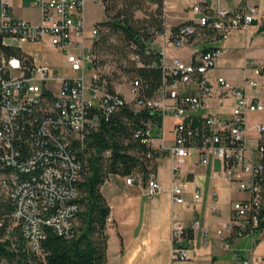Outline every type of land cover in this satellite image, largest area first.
<instances>
[{"label":"built area","instance_id":"2783aa9c","mask_svg":"<svg viewBox=\"0 0 264 264\" xmlns=\"http://www.w3.org/2000/svg\"><path fill=\"white\" fill-rule=\"evenodd\" d=\"M40 9L39 23H32L13 12L10 0H0V34L3 41L13 43H39L47 47L59 48L66 53L69 73L59 74L49 64L34 61L32 72L25 76L21 61L10 57L0 68V161L14 165L20 173L28 171L39 157H44L36 173L20 178L16 170L8 175L0 174L2 188L8 189L14 201L13 218L19 221L29 245L36 249L43 237L42 224L54 226L60 233H67L72 225V215L76 210L77 194L75 180L80 163L67 150L70 136L81 135L86 123L94 125L98 113L87 117L93 107L107 115L117 105L137 95L138 80L129 83L130 99H122L121 91L110 92L101 74L95 69L93 41L98 36L94 25L89 33L85 28V0H33ZM219 0H194L186 5L193 15L189 21L176 24L173 33L165 29L161 43L152 42L153 52L158 54L163 69L162 81L155 95L146 99L145 104L161 116V132L157 150L170 159V195L173 203L187 207L201 198V188L195 184L192 198L184 197L185 185L178 173L185 159L196 153L201 165L217 159L219 170L213 176L228 183H235L246 196L231 201V216L222 221L214 232H225L234 236L249 235L252 240L264 238L260 214L263 206L261 183L264 179V120L249 122L253 112L264 111V100L260 91V79L264 70V58L255 59L250 69L253 75H246L240 86L233 85L224 76L210 78L208 72L214 68L216 60L225 54L226 47L219 45L202 49L198 56L185 61L178 57H168V44L174 47L188 45L199 32L210 29L214 36L226 39L235 29L246 31L255 23L258 34L264 35V6L245 5L236 9L218 6ZM168 14L167 0H163V16ZM167 32V33H166ZM88 37L90 43H88ZM14 45V44H13ZM71 49L77 52H71ZM248 69L247 66L244 67ZM59 84L54 92L50 83ZM42 84L54 94V100L46 103L47 111L53 116L42 121V133L56 139L57 146L42 152L32 149L29 164L17 162L13 137L18 130L17 123L23 113L34 108L41 110ZM230 96L234 100L227 116L209 113L196 116V111L204 106L206 97L213 93ZM55 112V113H54ZM170 115L173 122L166 129L165 117ZM53 125V130L50 127ZM146 141L152 143L151 126L146 127ZM167 133L171 135L168 138ZM171 141V142H170ZM152 145V144H151ZM17 173V174H16ZM125 183H140V176H124ZM9 182L11 184H9ZM143 194L150 198L160 189L156 172L150 171L142 187ZM213 200L216 191L212 192ZM211 211L218 208L213 201ZM200 230L207 237L211 230L197 218H193L190 231ZM172 253L176 259L189 256L191 237L187 236V226L178 215L171 221ZM205 241V240H204ZM225 247L230 243L226 241ZM242 264H262L260 259L245 257Z\"/></svg>","mask_w":264,"mask_h":264},{"label":"trees","instance_id":"16d2710c","mask_svg":"<svg viewBox=\"0 0 264 264\" xmlns=\"http://www.w3.org/2000/svg\"><path fill=\"white\" fill-rule=\"evenodd\" d=\"M147 3L157 6L158 13L135 18V12L142 10ZM102 4L105 19L97 22L99 32L92 44L96 56L95 69L110 92H116V84L123 79L127 83L138 80L137 95L124 100L107 115L89 108L88 118L98 113L95 124L86 123L81 135L70 136L67 150L79 161L80 169L75 180L76 210L67 233H60L54 226L43 223V237L39 239L38 247L33 249L20 222L12 216L13 198L8 189L2 188L0 181V264H110L107 259V222L111 208L101 186L111 174H133L145 180L150 171H155L156 158L160 153L146 141L145 130L149 124L153 133L157 131L161 116L145 101L155 95L163 76L159 56L152 49L155 36L165 29L163 0H102ZM139 21L145 23V29L138 26ZM101 26L107 31L101 33ZM169 29L174 33L176 25ZM207 31L214 35V31ZM111 37L115 41H111ZM100 52L111 54L115 65L106 67L98 54ZM10 57L20 59L25 76L31 74L33 56L20 46L5 43L0 34V68ZM41 86V110L33 107L23 113L17 123L13 146L18 163L29 164L33 159L32 149L45 152L58 143L53 138L56 135L50 138L41 130L42 121L53 116L47 111L46 103L54 100L52 91L44 84ZM119 95L125 99L123 94ZM49 128L54 129L53 125ZM43 159L37 158L33 165L28 166V171L21 173L14 165L0 161V174L7 176L10 170H16L20 178L28 177V174L39 170ZM261 188L263 206L260 221L264 226V179ZM190 233L187 231L188 237Z\"/></svg>","mask_w":264,"mask_h":264},{"label":"crops","instance_id":"0c3cea01","mask_svg":"<svg viewBox=\"0 0 264 264\" xmlns=\"http://www.w3.org/2000/svg\"><path fill=\"white\" fill-rule=\"evenodd\" d=\"M178 1L177 3H182L180 6L182 11L179 12V17L182 19L179 23L188 22L193 15L186 5L189 1L194 0ZM10 3L16 15L32 23H39L40 9L33 3V0H10ZM249 4L264 6V0H219L216 5L232 10ZM255 25V23L250 25L246 31L235 29L224 40L215 37L211 31H199L188 44L190 52L186 57L177 55V53L171 54L170 57L191 61L204 48L225 46V54L216 60L214 68L208 72V75L211 79L217 75H222L233 85L240 86L246 75H253L250 66L255 59L264 58V45L259 44L261 35L258 34ZM89 31L86 30L87 33ZM156 42L159 45L161 43L158 40ZM88 43H90L89 37ZM13 44L20 46L24 52L32 55L34 61L42 63L37 56V51L42 44L32 42ZM245 66L248 67L247 70L244 69ZM261 87H264V70L260 79ZM233 104V98L215 92L205 98L204 106L195 114L200 117L209 113L227 116L231 112ZM167 117L170 122L166 129H169L173 118L170 115ZM251 119L250 114V123L257 119L264 120V117ZM160 132L161 126L157 131L152 132L151 144L156 149L159 144ZM167 136L168 138L171 137L169 133ZM162 157L168 159L169 165V184L164 189L162 179L158 174L159 160ZM219 166L220 163L217 159L211 160L206 165L199 164L196 153L185 159L178 173L185 185L183 195L185 199H191L195 184L200 186L202 193L201 198L189 207L184 204L173 203L171 200L169 190L170 159L167 154H160L156 158L155 172L161 189L150 198L142 192L145 180H141L140 183L127 184L124 176L111 174L101 186L111 208L110 218L107 222L108 262L110 264H242L243 258L252 257L260 259L264 264V238L252 240L249 235L236 237L227 232L221 235L214 232V229L222 221L231 216V201L246 196V193L239 190L235 183H228L213 176V172L218 171ZM213 191H216L215 200L212 198ZM213 201L217 205V212L211 211L209 207ZM115 208H119V210L115 211ZM175 215H178L182 224L187 226V231H190L193 218L199 219L202 225L211 230L207 237H203L200 230L190 231L189 256L185 259H176L172 253L171 221ZM111 230L116 232L117 236L115 237L117 246L113 251H110L109 247ZM226 241L230 243L229 248L224 245Z\"/></svg>","mask_w":264,"mask_h":264},{"label":"rangeland","instance_id":"374dc122","mask_svg":"<svg viewBox=\"0 0 264 264\" xmlns=\"http://www.w3.org/2000/svg\"><path fill=\"white\" fill-rule=\"evenodd\" d=\"M177 1L178 0H167L168 14L165 16V20H164L166 30L178 24L179 21L182 19L179 17L180 15L179 12L182 11L180 7L182 3L179 4L177 3ZM157 9H158L157 6L147 3L142 10H137L135 12V18L140 19V18L150 17L152 13H158ZM84 17H85V23H86L85 24L86 30H90L92 26L97 24V22L103 20L104 11H103L102 0H85ZM137 24L138 26L143 27L142 29L146 28L145 23H140L139 21ZM253 24H251V26ZM165 29H164V32H165ZM100 31L101 33H104L107 31V28L101 26ZM155 39L160 41L162 39V33L157 34L155 36ZM110 40L115 41L114 37H111ZM155 44L157 45V42H155ZM259 44L264 45V35H261ZM70 51L77 52V50L75 49H71ZM189 52H190V47L188 45H185L182 47H174L171 44H168L167 49H166V53H167L166 55L168 57H170L171 54H174V53H177V55L186 57L189 54ZM98 54L100 58L104 60L106 67L115 65V62L111 54L110 55L104 54L102 52ZM37 56L42 63L49 64L50 66H52L53 69H57L59 74L61 75H66L70 72L68 69V63L66 62V53H64L59 48H52V47H47V46L42 45L39 47V50L37 51ZM50 85L52 86L51 88L54 92L58 91L59 84L57 82L50 83ZM116 88L118 91H121L123 93L126 99H130L131 92L129 89V83L124 82V79H123V82L116 84ZM260 91H261L262 97L264 98V87H261ZM261 116L264 117V111L253 112L251 113V118H252L251 120H253L254 118H260ZM169 122H170V119L166 116L165 117L166 126H169ZM167 160L168 159L165 157L160 158L159 167H158V174L160 175L162 179L163 189L167 188L169 184V180H168V176H169L168 166L169 165H168ZM234 195H237V194H234ZM116 210H119V208L118 209L115 208V211ZM110 234L111 235H110L109 247H110V251H113L116 249V246H117V240L115 238L117 236H116V232L114 233L112 230Z\"/></svg>","mask_w":264,"mask_h":264}]
</instances>
